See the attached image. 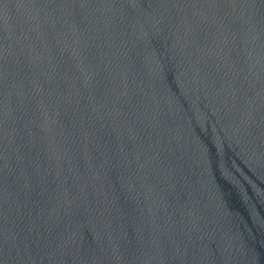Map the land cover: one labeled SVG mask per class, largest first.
Segmentation results:
<instances>
[{"label": "water", "instance_id": "water-1", "mask_svg": "<svg viewBox=\"0 0 264 264\" xmlns=\"http://www.w3.org/2000/svg\"><path fill=\"white\" fill-rule=\"evenodd\" d=\"M0 264H264V0H0Z\"/></svg>", "mask_w": 264, "mask_h": 264}]
</instances>
